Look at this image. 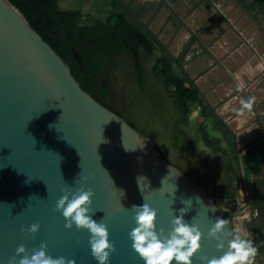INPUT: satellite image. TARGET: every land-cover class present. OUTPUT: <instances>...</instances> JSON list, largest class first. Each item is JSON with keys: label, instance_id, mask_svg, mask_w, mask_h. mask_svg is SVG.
<instances>
[{"label": "water", "instance_id": "obj_1", "mask_svg": "<svg viewBox=\"0 0 264 264\" xmlns=\"http://www.w3.org/2000/svg\"><path fill=\"white\" fill-rule=\"evenodd\" d=\"M72 55L83 67L75 47ZM132 89L136 108L143 111L134 127L83 90L67 63L17 8L0 0V264H8L13 256L18 264L42 244L53 258L98 264L91 253L89 231L74 224L66 228L65 218L55 209L65 190L80 187L92 190L90 211L107 225L115 245L109 264H145L129 237L136 227L131 208L143 203L157 210V231L163 228L165 234L172 230L175 211L190 208L185 220L203 233L193 264H200L201 255L223 254L208 231L217 218L233 227L225 215L236 216L240 209L222 211L185 178H204L214 184V152L205 149L207 156L200 157L193 169L198 176L186 172L168 137V127L177 128L173 101L168 107L158 106L164 122L147 118L144 111L154 106L141 97L138 86ZM146 120L153 133L145 129ZM141 133L158 146V154ZM193 143L196 151L198 143ZM240 163L246 184L261 175L264 137L240 155ZM34 223L40 227L31 233L28 229ZM20 245L26 253L17 255Z\"/></svg>", "mask_w": 264, "mask_h": 264}, {"label": "flooded vegetation", "instance_id": "obj_2", "mask_svg": "<svg viewBox=\"0 0 264 264\" xmlns=\"http://www.w3.org/2000/svg\"><path fill=\"white\" fill-rule=\"evenodd\" d=\"M140 48L144 49L139 46L135 52L129 49H123L116 53L106 52L107 55L101 56L102 58L91 56L83 49L80 52L77 51L83 67L73 55L72 65L75 73L82 79L79 82L80 86L101 105L125 118L132 127L136 125V117L143 115V111L136 108L138 101L132 92L133 85L134 87L138 86L142 92L141 97L154 106V110L144 111L147 118L157 117L164 122L158 106L168 107L169 101L172 100L173 107L178 111H173L175 114L172 113V120L176 122L177 128L168 127V137L176 146L174 149L180 163L184 165V170L198 176L193 169L198 165L200 157L207 156L204 150L209 149L219 153L213 159L217 169H214L217 174L214 184L204 178H200V181H195L188 175L185 178L209 196L222 211L234 212L238 207L236 201L239 195V179L229 151H224L218 144L216 135L211 132L210 123L204 120V117L202 122H199L198 118L189 122L188 116L197 101H187L186 111L181 110L176 102L173 87L167 85L163 75L162 52L158 48L151 52H147L145 49L141 51ZM83 56H85V60ZM198 106L200 108L199 116H201L202 107ZM181 115H184L185 118ZM146 122L148 121L146 120ZM145 129L153 133L149 122L145 125ZM172 133H177V137L173 138ZM140 135L148 139L158 150V146L149 136L142 133ZM194 140L198 144L200 142L201 148L204 149H198L197 145L195 151L193 149ZM223 196L226 197V203L233 204V207L228 206L226 209L221 207V202H224L221 199ZM225 217L228 219L230 216L225 215Z\"/></svg>", "mask_w": 264, "mask_h": 264}, {"label": "clouds", "instance_id": "obj_3", "mask_svg": "<svg viewBox=\"0 0 264 264\" xmlns=\"http://www.w3.org/2000/svg\"><path fill=\"white\" fill-rule=\"evenodd\" d=\"M200 115L199 106H195L188 116L189 122L195 121ZM198 149L201 148L199 142ZM207 151V150H204ZM87 180V177H82ZM93 192L83 187L75 191L65 190L56 202L55 209L60 211L66 220L65 227L71 228L73 224L77 229H87L90 233L89 244L91 253L98 264H109V258L115 251L114 243L109 239V230L105 223L93 218L90 211ZM135 215L136 227L129 233L132 248L144 260L145 264H193L192 257L201 248L203 236L199 226L185 220V214L190 208H181L172 220V230L165 234L160 228L157 231L156 220L158 212L148 203L133 205L131 208ZM230 226V227H229ZM40 225H30L28 231L35 233ZM209 238H215L216 248L223 254L219 257L201 255L200 264H254L258 248L249 238L246 229L233 228L229 222L222 218L213 221V226L208 231ZM47 245L42 244L39 250H33L29 257L23 255L18 264H76L74 259L64 256L53 258L46 254ZM17 255L26 253L24 245L16 249ZM8 264H17L16 257L9 259Z\"/></svg>", "mask_w": 264, "mask_h": 264}, {"label": "rangeland", "instance_id": "obj_4", "mask_svg": "<svg viewBox=\"0 0 264 264\" xmlns=\"http://www.w3.org/2000/svg\"><path fill=\"white\" fill-rule=\"evenodd\" d=\"M65 3L72 5L74 0H63ZM124 5H128L131 9L133 18L139 22L143 30L156 43L159 49L171 55L175 59V64L178 72L185 79L187 77L183 74L184 54H187L186 48L199 41L198 30L194 29L190 21L194 11H199L201 8L209 10L212 16L224 17L225 13L233 12L235 9L256 11L260 14L259 9L254 6L252 0H122ZM91 1H83L80 5L84 13L90 11ZM263 16L262 14H260ZM213 17V18H214ZM264 17V16H263ZM218 41V40H217ZM179 50V55L173 56L172 50ZM191 53V52H189ZM195 53V52H194ZM189 80V79H187ZM192 82V81H191ZM254 96V95H253ZM201 103L205 106V110L213 119L211 132L214 135L218 133L216 138L220 146L224 145L228 149H232L237 156V161L234 163L239 179V195L237 199L238 206H246V214L248 218L242 219L241 222L234 221L230 216L228 220L234 227L248 229V222L254 224V229H248L249 238L253 240L254 246L258 248V254L254 260V264H264V251L261 248L260 235L264 230V210L263 194H264V166L261 175L253 177L249 184H246L243 178L242 165L240 163V155L248 149L254 141L264 137V116L261 114H254L252 110H248L247 104L250 107L249 101H253L252 97L235 98L232 96L223 97L222 101L217 107L228 105L229 109L236 112V118L239 120L225 123L221 121L216 112L212 111L206 102V99L201 94ZM244 102H246L244 105ZM198 101L194 107L200 105ZM246 106V107H245ZM210 108V109H209ZM221 111V109H219ZM228 109V108H227ZM226 110V109H224ZM216 111V110H215ZM219 111V112H220ZM249 112V113H248ZM246 114L249 116L246 117ZM262 116V117H261ZM199 122L203 121V116L198 117ZM223 122V124H222ZM256 128L254 134L253 129ZM218 132V133H217ZM222 208L233 207V204L221 202ZM257 213L254 216V213Z\"/></svg>", "mask_w": 264, "mask_h": 264}, {"label": "trees", "instance_id": "obj_5", "mask_svg": "<svg viewBox=\"0 0 264 264\" xmlns=\"http://www.w3.org/2000/svg\"><path fill=\"white\" fill-rule=\"evenodd\" d=\"M24 16L30 26L67 63L72 75L79 83L82 81L72 65V47L96 58L106 56V52L116 53L123 49L136 51L142 46L147 52L158 48L156 43L133 18L131 9L122 0H89L90 11L84 13L81 4L85 0H74L67 4L63 0H8ZM88 1V0H87ZM259 13L264 16V0H252ZM159 49V48H158ZM162 52L163 75L166 83L173 87L176 102L183 112L187 101L202 102L201 94L193 82L180 75L175 59ZM85 60V56H83ZM203 106L202 114L210 116ZM210 119V118H209ZM233 163L237 156L228 149ZM262 207V212H263ZM247 228L253 230L254 224L248 222ZM255 230V229H254ZM264 251V230L259 236Z\"/></svg>", "mask_w": 264, "mask_h": 264}, {"label": "crops", "instance_id": "obj_6", "mask_svg": "<svg viewBox=\"0 0 264 264\" xmlns=\"http://www.w3.org/2000/svg\"><path fill=\"white\" fill-rule=\"evenodd\" d=\"M213 17L203 8L192 14L190 21L199 31V41L186 48L183 74L193 82L211 112H216L221 121L239 120L230 106L228 109L224 106L223 110L217 107L223 97L229 95L252 97L253 101L248 100V110L264 116V17L251 9H235L225 13L224 17ZM172 51L173 56L179 55V50ZM232 101L229 100L228 105ZM202 116L212 127L211 116ZM256 130L253 129L254 134ZM222 148L228 150L224 145ZM213 152L215 156L219 155ZM221 199L226 203V197Z\"/></svg>", "mask_w": 264, "mask_h": 264}, {"label": "built area", "instance_id": "obj_7", "mask_svg": "<svg viewBox=\"0 0 264 264\" xmlns=\"http://www.w3.org/2000/svg\"><path fill=\"white\" fill-rule=\"evenodd\" d=\"M236 98V97H235ZM246 102H244V105H246L245 104ZM247 106V105H246ZM245 106V107H246ZM227 107H229V105H225V108H227ZM141 139H143V140H146V141H148L149 143H151L148 139H146V138H141ZM152 144V143H151ZM152 146L154 147V149H155V151H156V153L158 154V150L155 148V146L152 144ZM193 185V184H192ZM194 186V185H193ZM195 187V186H194ZM196 188V187H195ZM198 189V188H197ZM201 191V190H200ZM202 192V194H205L203 191H201ZM206 195V194H205ZM209 197V196H208ZM210 198V197H209ZM211 199V198H210ZM212 200V199H211ZM237 209H240V212H239V214L238 215H236V216H233L232 218H233V223H234V221L236 220V221H238V222H241L242 220H241V217L240 216H243V218L242 219H245V218H248L249 217V214H246L245 212H246V210H248L247 209V207L246 206H238L237 207ZM257 215V213L255 212L254 213V216H256ZM233 225V224H232ZM233 228H236V227H234V225H233ZM250 236V235H249Z\"/></svg>", "mask_w": 264, "mask_h": 264}]
</instances>
